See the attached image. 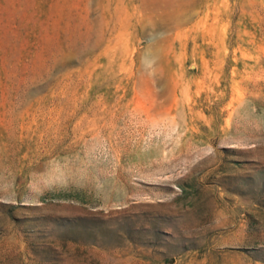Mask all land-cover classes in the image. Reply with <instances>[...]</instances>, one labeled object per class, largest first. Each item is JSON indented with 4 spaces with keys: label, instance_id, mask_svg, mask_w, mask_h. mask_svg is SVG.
Returning a JSON list of instances; mask_svg holds the SVG:
<instances>
[{
    "label": "rangeland",
    "instance_id": "obj_1",
    "mask_svg": "<svg viewBox=\"0 0 264 264\" xmlns=\"http://www.w3.org/2000/svg\"><path fill=\"white\" fill-rule=\"evenodd\" d=\"M0 264H264V0H0Z\"/></svg>",
    "mask_w": 264,
    "mask_h": 264
}]
</instances>
